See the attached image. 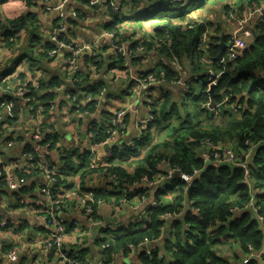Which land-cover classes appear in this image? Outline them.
<instances>
[{
	"label": "crops",
	"instance_id": "1",
	"mask_svg": "<svg viewBox=\"0 0 264 264\" xmlns=\"http://www.w3.org/2000/svg\"><path fill=\"white\" fill-rule=\"evenodd\" d=\"M94 1L95 0H68V2L64 4L62 0H50L49 6L52 11L44 12L43 0H0V21L7 20L8 22L13 23L20 19H25V22H21V24L24 25L21 30L22 34H28V37L29 34H34L41 39L40 41H37V45L40 46L38 47L37 54L30 56V48L26 50L23 42L22 44L20 43L19 48L14 47L10 43L8 36H6L7 31L0 29V91L4 96L6 95L5 92H8V94L11 95L13 88L20 81L24 80L30 82L31 85H37L39 83L42 86L44 89L43 98L46 101L52 100L56 103V110L54 113L48 116L46 111L43 116V121L47 119L46 124L55 129L60 135V140L65 144V150L67 153H70L69 157H75L74 164L76 165V168L69 172L64 171L60 176V184L64 187L60 190V199L70 196L74 198V201H77L86 193L92 192L95 195L97 191H102L104 195L110 196V198L107 200L102 198L104 202L98 210V218L107 222L109 220L120 219L127 216L128 218L126 221H120L119 224L115 225L112 224L113 227L121 226V229H119L117 233L122 235L123 228H128L130 224L137 222L142 213L144 211L146 212V208L150 205L148 204V200L150 198L151 189L147 188V193L142 197H140L141 195L133 197V200L146 198V202L136 210L130 206L123 207L121 210L116 208V203L111 199L117 200L121 194L129 195L126 192L127 190L125 191L120 187V190H117V186L115 187L113 183L107 182L108 180H106L105 177H102L96 172H90L87 169V164H89V162L86 152L89 143L103 140V138L97 139L92 130L95 123L100 120L104 121L100 124H103L107 129L108 116H111L115 110H126L125 122L128 126V132L120 140V149L135 145L136 150L130 151L127 149L124 154L121 155L116 151V147H114V154L117 153L119 156H122V158H120L119 162L115 161L117 162L115 165L113 164L114 162L111 163L110 161L106 170L109 172V169L113 166H119L128 173H134L138 167V163L146 159L152 148L164 141H171L170 135L174 127H179L184 122L188 123L194 118L192 120L195 124L201 127L202 132H204L202 134H212L215 130L225 134L232 121L239 120L242 117V113L240 108H237L235 103L231 102L230 98L229 103L224 107L225 111L223 110L224 114H222V116L215 118L210 114L205 115L203 113L202 115L197 107L198 99H193L195 107L191 113L182 112V114H177L178 116L174 117V108L172 112L171 108L168 107V117L163 120L160 116V112L157 113L156 117L155 110L160 109L164 93H170L174 99L175 105L178 107L181 101L191 98L192 86L196 82L204 79L206 83L208 80L210 81L214 78L210 75H208L207 78H204L202 74L196 73L189 61L185 63L184 66L179 64L180 69H177L174 67L173 63L178 61L174 59L171 60L170 63L178 71L181 79L173 86H163L162 84L164 83L161 84V82L155 85L154 88L150 90V98L154 100L153 106H148L147 99L143 96L138 100L125 98L124 101H119V98L116 99L114 97L115 95L125 94L128 88L133 85L137 88V81L142 80V75L154 71L157 68L158 63L160 64L164 59L159 52L158 57L156 55V51H159V48H161L163 45L162 43L164 42V39L159 40L156 35V27L159 23V18L162 17L163 14L151 18H145L143 21H141V18L135 19V12H139L140 15H145L147 12H150L148 0ZM110 3H114L122 11L119 14H116L110 6ZM209 7L210 9L208 10ZM203 10L207 11L204 18H202ZM259 11H261V14ZM60 13L66 15L67 25L69 24L68 19H71L73 22H70L71 25L69 26L68 33L69 37L79 45V47L91 42L99 43L100 56L103 61L106 62L105 65H102L101 63L99 66V76L97 74L92 79L88 78L89 80L86 79V76L83 78L85 72H88V67L93 65L89 55H85L80 59L82 68L81 73L83 74L81 77L82 83L73 82L75 74L70 71L67 66V52H61L55 57L49 56L48 53L56 49V45L49 39V35L54 27V21ZM151 14L152 13H148V15ZM114 15L120 17L123 15L122 18L124 19L117 22L114 20ZM173 16H175L173 18L178 17L176 15ZM198 19L219 26L222 35L219 48L224 41V37H228L227 39L235 37L248 43L249 45L247 46L248 49H250L254 38V31L260 23L264 21V0H211L206 2L204 7L201 9H195L186 17V21ZM110 23H116L115 29L117 30L122 44L126 45L129 49H132L135 45H137V49L139 47H144L145 53L144 51L141 53L137 52L133 56H123L121 54L113 53L110 41L104 37L105 33L109 32L107 27ZM241 23L243 24L241 25ZM213 33L217 36L214 30ZM40 50H42V52L43 50H46L47 57L39 58L37 62H33V60L38 58ZM225 52L227 53V44ZM32 54L35 53L32 52ZM121 56L126 58V62L129 61L126 68L129 66L128 69L129 71L131 70L130 72H128V70H122L120 67L111 69V66L115 65ZM153 57H155L157 63L153 60ZM208 64L209 74L213 68L210 60H208ZM214 75L219 76L220 78V74L214 73ZM4 79H7L5 81H8L9 83H5ZM119 82L121 84H119ZM103 86H109L110 88V93L106 102H103V100H95L97 97L95 92H98ZM203 86H205L204 83ZM4 87L6 88L4 89ZM116 87L118 88V91L116 93H111V91L117 89ZM81 90H90V93L93 96L92 104L87 105V102L82 100L81 95H77ZM49 94L53 97H48ZM197 94L200 95V91H198ZM68 97L72 102L68 100ZM73 98H76L78 101L81 99V109H78V106L73 102ZM113 99L116 100L113 101ZM223 100L224 99H222L221 102H223ZM5 104L7 103L2 104V109H4ZM86 105L90 112V117L86 116L85 118L83 116V108H85ZM77 110L79 112H77ZM150 116L154 117L153 123L143 128L140 132L137 129L138 123L148 119ZM155 119L156 121L161 119V122L157 123ZM33 126V122L24 120L23 123H21V127L15 129L13 132L6 133L5 127L0 125V148H4L3 150L0 149V154L3 156L4 161L7 164H11L20 159L25 165L17 175H25V177L36 180L37 183L40 181L41 183L43 178L40 175H34L32 170L26 167L25 162V154L29 149L35 147L30 135ZM147 129L150 130V141L140 142L139 140H141L144 131ZM14 135L20 137L16 139L13 137ZM137 137L140 139L135 140ZM14 138L16 140L11 142ZM230 142H232V140L228 142L219 140L217 143H214L231 149L234 145ZM107 152V149L102 150L100 153L101 157H105ZM200 152L201 150L197 148L196 154L199 159ZM81 154L87 156L85 160L86 162L80 160L79 156ZM42 155L44 156V161L51 163L56 169L61 167L63 158L60 151L52 150L49 153H44V151H42ZM203 165L205 164L203 163ZM231 167L237 168L236 166ZM156 168L157 174L154 176L155 179L153 181L147 176L145 177L153 183L159 182V184H161L167 182V172L172 168L169 161L162 160ZM200 175L201 172L199 176ZM198 177H196L195 180ZM175 178L178 177L175 176ZM171 182L165 187L170 186ZM6 189L7 188H4V190L0 189V214L6 221H8L9 228L5 232L0 231V245H8L11 250H18V258L17 260L12 261L0 257V264H57V258L55 256L49 257L43 252L42 243L47 240L49 234L44 229L43 222L40 220L36 212V208H42L43 206L48 205L49 200L40 192L37 185H30L24 190L19 191V194L17 195L18 198H14V196L12 197L7 194L5 192ZM113 194H116L117 197L111 198ZM173 199L174 197L169 195V197H166V201L164 200L163 204L168 206L172 203ZM145 205L146 208L141 211ZM191 206L192 203L185 202L184 210L180 214H171L167 219H164L166 221V226L163 230L161 239L145 243L135 248L133 256L115 253L112 254L111 260L108 261V258L98 249L99 247L94 245V253H96V255L93 256L92 254V256L95 261H91L89 264H143L142 256L145 255L147 257L148 252L153 253L152 257H154L155 252H158L159 257L164 258L166 246L176 244L177 234L180 229L184 231L188 230L187 224H185L186 215L189 211L195 213V208H192ZM71 207L73 209L64 210L62 215L67 219L68 224L78 223L79 229L67 228L68 241L65 247L70 250L76 248V246L90 247V241L93 236V230L89 228L90 223L87 218L82 215L80 204H73ZM245 210L250 211L257 219L253 209L245 208ZM139 211V215L136 216L135 213ZM240 213H242V211H239V214ZM148 224L149 223L146 222L138 228L145 229ZM259 225L260 231L264 234V226L260 223ZM105 227L106 226H104L102 230H104ZM83 231H85V236L78 240V235ZM100 233L97 236L98 240L96 238L95 243L100 241ZM227 238L228 237H225L221 241L223 245L219 243L216 246H222L228 248V250L224 251V254H220L217 252L218 247L215 246L214 252L217 253L218 257L226 260L228 264H240L244 257L243 254L245 255V253L241 249L239 243H235ZM190 246H188L187 249L194 247L193 244H190ZM263 246L264 241L261 248ZM261 248L256 250H261ZM91 253L93 252L91 251ZM98 258L99 261L97 263ZM253 263L263 264L260 260H256V262H252L251 264Z\"/></svg>",
	"mask_w": 264,
	"mask_h": 264
},
{
	"label": "trees",
	"instance_id": "2",
	"mask_svg": "<svg viewBox=\"0 0 264 264\" xmlns=\"http://www.w3.org/2000/svg\"><path fill=\"white\" fill-rule=\"evenodd\" d=\"M200 1L202 0H148L149 11L158 9V12L163 14L159 18L156 27L157 38L162 40L169 36L170 43H162L163 45L159 48V51H156V55L158 57L159 52L164 59L160 64L158 63L154 71L143 74L142 79L154 75L158 82L164 83L163 86H173L178 83L181 77L170 63L173 59L183 66L189 61L196 73L207 78L210 75V73L208 74V60H210L213 72L220 74L219 86L214 88V92H211L208 89L210 81L208 80L205 83L203 90L200 92V99L197 100L198 109L202 115L203 113L209 115L202 109L201 105L208 102H211L213 106L219 105L222 99L229 95L231 96V102L235 103L237 108H240L242 117L239 120L232 121L225 134L217 130L212 134H202L204 132H202L201 127L195 124L194 121L184 122L179 127L172 129L171 141H164L152 148L146 159L138 163L134 173H128L119 166H113L109 169L111 175L117 176L119 181L130 186L140 182L145 176L153 181L154 176L157 174L156 166L162 160L169 161L172 168L177 167L184 174L192 175L195 170H201V175L194 180L190 188H187V185L180 178H174L170 186L157 192L156 201L159 205L147 211V223L149 224L145 229L138 228L145 224V221L139 223L138 226L130 224L128 228H123V234L117 238L97 241L94 245L99 247L98 249L108 258V261L111 260L112 254L121 250L128 253L129 246L137 248L145 243L161 239L166 226L163 217L165 215L180 214L184 210L185 202L192 203L191 207L199 211L198 214L191 211L187 213L185 224L189 225L190 228L186 231L180 229L176 244L166 246L164 258H160L158 252H155L152 258L144 255L142 256L143 264H228L226 260L218 257L217 253L214 252V247L221 243L225 237L239 243L243 251L246 250L247 245L260 249L263 244L264 234L260 231L259 222L245 208L254 194L258 215L264 217V21L255 29L250 49L245 50L235 60H231L225 52L223 62H216L215 58L220 52L219 44L222 40L219 26L202 19L186 21V17L191 12L195 9H201L207 2V0H203V3ZM168 11L178 17L173 18L175 16L167 13ZM122 16L114 15V20L118 22L124 19ZM154 16L158 15L154 14L151 17ZM199 21H202V23H199ZM21 22H25V19L13 23L9 22V28L0 22V29L7 31L6 36L10 40L15 32L23 29L24 25ZM68 22L69 29L71 19H68ZM116 23H110L107 29L117 32L115 29ZM56 24L57 19L54 21V26ZM213 30L217 36L214 35ZM30 35L32 45H37V41L41 40L39 36ZM227 38L224 37L226 44L230 40ZM136 47L137 45L131 49L135 53L138 52ZM41 54L33 62H37L39 58L47 57L46 50H43ZM126 61V58L121 56L116 64L111 66V69L120 67L122 70L129 71L126 68L129 61ZM101 63L105 65L106 62L102 59ZM85 76L89 80V72H85L83 78ZM163 96L160 109L155 110V112L156 117L157 113L160 112V116L164 120L168 117V107L173 112L176 105L170 93H164ZM48 97L53 96L49 94ZM11 99L13 98L9 94L4 96L0 91V108H3V103H8ZM223 110L225 111V108ZM222 114L224 112L220 116ZM107 121L109 122V119ZM103 122L101 120L96 122L92 129L97 139L105 138L106 127L100 124ZM156 122H161V119ZM149 129L144 131L141 140H139L140 142L150 141ZM203 140L216 143L219 140L224 142L232 140L230 143L234 145L233 149L239 156L247 151L246 142L262 145L257 149L250 163V179L253 188L250 189L244 183L245 177L240 168L203 165L202 160L196 154V149L199 148ZM82 157L80 158L81 161L86 162L87 156L82 154ZM74 158V156L72 158L69 155L67 156L62 167L63 172H69L76 168ZM120 158L122 156L116 153L111 163L114 162L115 165L117 163L115 161L119 162ZM19 177H25V175ZM116 188L120 190L121 187L117 186ZM0 189L4 190L3 185H0ZM126 192L131 199L146 194L147 189H142L133 194ZM122 195H119V197ZM169 195H172L174 199L167 206L163 202ZM13 196L18 198L17 195ZM95 196L105 200L110 198V196L104 195L102 191H97ZM112 197L116 198L117 195L113 194ZM231 209H237L242 213L232 218ZM98 220H101V218H98ZM190 244H193L194 247L187 249ZM105 245L110 246L109 250L103 249ZM3 250L6 252L10 248L8 245H3ZM70 251H78L83 264H89L93 260L91 250L87 246H76Z\"/></svg>",
	"mask_w": 264,
	"mask_h": 264
},
{
	"label": "built area",
	"instance_id": "3",
	"mask_svg": "<svg viewBox=\"0 0 264 264\" xmlns=\"http://www.w3.org/2000/svg\"><path fill=\"white\" fill-rule=\"evenodd\" d=\"M63 3H67L68 0H62ZM94 2H97L95 0ZM44 3V12H51L52 9L49 6L50 0H43ZM110 6L114 10L116 14H119L122 10L118 8L114 3H110ZM261 11H259L260 13ZM57 24L53 27L50 32L49 39L56 45V49L49 52L50 57H55L61 52L68 53V61L67 66L70 71H72L75 76L73 79L74 83H82L81 73V64L80 59L89 55L91 63L90 67H88V72H93V75L96 76L98 73L97 68L102 61V58L99 54L100 47L99 43L91 42L87 43L81 47L77 45L69 36H68V25H67V17L64 13H60L58 15ZM2 25H6V27H10V24L7 20L0 21ZM202 23V21H199ZM23 34L21 31H17L10 38V43L16 47H20L21 39ZM104 37L108 39L111 43V50L115 54H121L123 56H133L136 53L127 48L126 45L122 44L120 41V37L116 31L106 32ZM164 42L170 43L169 36H166V40ZM248 49V46L245 45L243 40L237 39L235 37L230 38L227 43V54L231 60H235L238 56L243 54V52ZM145 50L144 47H139L137 49L138 52H143ZM174 67L180 69V65L178 62L173 63ZM163 75V74H162ZM210 76L214 78L210 80L208 85L209 91L212 88L219 86V76L214 75V72H210ZM5 83H9L5 81ZM138 93L137 96L133 97V100L140 99L141 96L147 99V105L153 106L154 100L150 98V90L157 85L158 79L154 75L148 76L146 79L138 80ZM109 88L107 86L101 87L97 92V97L95 100L106 102V99L109 95ZM44 89L38 83L37 85H31L30 82L24 80L20 81L12 90L13 102L10 100L7 104L4 105V109L0 108V125L6 127L10 122L16 121L19 117L24 120H28L33 122L34 126L31 130V140L35 147L33 149H29L25 154V162L26 167L32 170L34 175H40L43 178V181L37 183L36 180L29 179L27 177H19L17 173L25 165L20 159L17 161L7 164L4 161L2 155H0V185H3L4 188H7L10 191H22L26 187L30 185H37L40 192L49 200V204L43 206L42 208H36V212L43 222L44 229L48 232L49 236L47 240L42 243V249L45 254L50 256H55L57 258V264H83L82 258L78 251L71 252L70 249H66L65 245L68 241V231L67 228H76L79 229L78 223L68 224L67 219L62 215L64 210L73 209L71 206L73 204H80V210L82 215L87 218L91 226L103 225L104 221L98 220V210L104 200L102 198L98 199L94 193H86L84 196L80 197L79 200H75L74 198L67 196L66 198H61V192L64 187L60 184V176L62 175V167L64 163H61V167L57 169L49 162L44 161V156L42 155V151L44 153H49L52 150H58L61 152L63 160L67 158L70 153H67L65 150V144L60 140V135L57 133L55 129L46 124L45 119L43 121L44 113L47 111V115H51L56 110V103L52 100H45L43 98ZM77 95H81L83 101L88 104L93 103V96L90 93V90L80 91ZM72 95V96H77ZM231 96H227L224 98L221 104L213 106L211 102L204 103L201 105L202 109L206 111L207 114L213 115L215 118L219 117L223 112L224 107L229 103ZM68 100L72 102V100L68 97ZM73 102L78 106V109H81V99L78 101L76 98H73ZM87 105L84 109V117L90 115L89 110L87 109ZM236 105V104H235ZM28 112V113H27ZM77 112H79L77 110ZM126 110L118 109L112 113L111 116H108V128L106 129L105 138L101 141L90 142L87 147L86 155L88 156L87 169L90 172H96L102 177H105L107 182L115 183L121 182L118 180L117 176L111 175L106 168L109 166L110 161L114 157V147H116V151L119 154H124V152L129 149L130 151H135L136 147L127 146L122 149L120 140L123 138L128 132V126L125 122ZM90 117V116H89ZM154 117L150 116L148 119L141 121L138 123L137 129L141 132V130L147 127L149 124L153 123ZM16 139L20 136L14 135ZM12 139L11 142L16 139ZM137 137L135 140H139ZM264 142V141H263ZM247 147V151L244 152L241 156L233 149L225 148L219 144H216L210 140H203L200 143L199 149L200 159L203 161L205 165L213 164L219 167H231L236 166L240 168L245 176L244 183L251 189L253 188V184L250 181L251 178V168L250 163L252 161L254 152L257 151L262 145L260 144H251L249 142L245 143ZM107 149L108 152L105 157H101L100 153L102 150ZM85 155V154H84ZM79 158H83L82 154ZM81 160V159H80ZM100 168H102L100 171ZM200 170H195L193 175L184 174L177 167L171 168L167 172V180L174 179L177 173H180V178L186 185L187 188L192 186L193 181L196 177L199 176ZM140 184H146L149 187L159 184V182H150L148 178H143L142 181L134 183V186H139ZM57 189L55 190V188ZM58 191V192H57ZM57 192V193H56ZM141 195L140 197H142ZM114 203H116V208L121 210L123 207L130 206L134 210H136L139 206L146 202V198H140L139 200L130 201L128 195H122L117 200L111 199ZM64 205H61V204ZM159 203L155 200L153 203L148 205L146 208V212L151 208H156ZM247 209H253L255 212L259 223L264 226V219L258 215V211L256 209V200L254 194L252 195V199L249 205L246 207ZM144 211L142 215L139 217L137 222H134L133 225L137 226L139 223L145 221L148 222V218ZM196 214L199 213L197 209L194 211ZM239 215V210L231 209V217L234 218ZM171 215H166L163 217L167 219ZM130 226V225H129ZM128 226V227H129ZM127 228V227H126ZM189 229V225H187ZM8 229V221L4 219V217L0 214V231L5 232ZM121 229V226H112L107 225L102 231H116L118 232ZM85 236V231L81 232L77 239H81ZM78 244V243H77ZM79 247V246H78ZM110 246H103L104 250H109ZM128 253L124 250L119 251L117 254L121 255H134L135 247L129 246ZM243 258L240 264H251L252 262H256V260L262 261L264 264V246L261 250H256L252 245H247L246 250L244 251ZM152 258L153 253L148 252L147 254ZM0 257L6 260L15 261L18 258V250L10 249L8 251L3 250V245H0Z\"/></svg>",
	"mask_w": 264,
	"mask_h": 264
},
{
	"label": "rangeland",
	"instance_id": "4",
	"mask_svg": "<svg viewBox=\"0 0 264 264\" xmlns=\"http://www.w3.org/2000/svg\"><path fill=\"white\" fill-rule=\"evenodd\" d=\"M208 1H211V0H207V2ZM201 3H203V0L202 1H200ZM210 9V7L208 8V10ZM142 10V9H141ZM159 10L158 9H153L152 11H150V12H148V13H152L151 15H148V13L144 16V15H140V13L139 12H135L134 13V18L135 19H138V18H141V21H143V19H145V17L146 18H150L152 15H154V14H157V15H159V14H161L162 12H158ZM167 11V10H166ZM206 12L207 11H205V10H203L202 11V18H204V15L206 14ZM164 13H165V11H164ZM167 13H169V11L167 12ZM169 14H171V13H169ZM260 14H261V12H260ZM171 15H173V13L171 14ZM243 23H241V25H242ZM166 40V38L164 39V41ZM22 42L24 43L23 45H25V49L26 50H28L29 48H30V52H31V56H34V55H36L37 54V51H38V47H40V46H38V45H32V37H31V35L28 37V34H25V35H23V37H22V39H21V44H22ZM245 42V41H244ZM245 45H249L248 43H245ZM15 49V48H14ZM15 50H17V49H15ZM247 50V49H246ZM32 52H34L35 54H32ZM42 53V50H40V54ZM144 53H145V51H144ZM100 54V53H99ZM132 56V55H131ZM151 58H152V55H151ZM153 60H155L156 61V63H157V60L155 59V57H153ZM181 64V63H180ZM127 68H129V66H127ZM97 70H98V73H96V74H98V76H99V74H100V67H98L97 68ZM131 71V70H130ZM130 71H128V72H130ZM213 71V70H212ZM94 77V75H93V72H89V77L88 78H90V79H92ZM203 83L205 84V80L204 79H202L201 81H198V82H196L193 86H192V93H191V95H190V97L191 98H189V99H184L183 101H181L180 103H179V105H178V107L177 106H175L174 107V112H173V116L175 117H177L178 115L177 114H182V112H188V113H191L193 110H194V107H195V103L193 102V99H195V100H197V99H199L200 98V96L201 95H198L197 93H198V91H202L203 90ZM119 84H121L120 82H119ZM108 88H109V86H107ZM117 87H118V84H117ZM116 87V88H117ZM6 87H4V89H5ZM199 89V90H198ZM109 90H110V88H109ZM118 91V88L114 91H111V93H116ZM110 93V92H109ZM137 93H138V89L137 88H135V85H133L132 87H130V88H128V90L126 91V93L125 94H121V95H115L114 97L116 98V99H118L119 101H124L125 100V98H128V99H131V98H133L134 96H137ZM5 94H8V92H5ZM116 99H113V101H115ZM11 101L13 102L14 100L13 99H11ZM188 110V111H187ZM187 113V114H188ZM186 114V115H187ZM191 121H193L192 119H191ZM21 123H23V118H21V117H19L16 121H12V122H10L9 123V125L6 127V133L7 132H13V131H15V129H17V128H19V127H21ZM2 130V129H1ZM21 130V129H20ZM4 131V130H3ZM5 133V134H6ZM1 150H3L4 148H0ZM64 163V160H63V162H62V164ZM102 168H100V171H102L101 170ZM55 188V187H54ZM98 199H100V198H98ZM133 199L134 198H132V199H130V201L132 202L133 201ZM165 201H166V199H164ZM111 203H113V202H111ZM258 211V210H257ZM261 218H263L264 219V217H262V216H260ZM119 234L116 232V231H113V230H111V231H108V232H106V231H102L101 233H100V236H99V239L100 240H105V239H110V238H115V237H117ZM97 240H98V238H97ZM222 244V243H221ZM223 245V244H222ZM216 247H218L217 248V252L218 253H220V254H224L223 252L224 251H227L228 250V248H224V247H222V246H216ZM92 261H95V259H93ZM98 261H99V258H98V260H97V263H98ZM91 262V261H90Z\"/></svg>",
	"mask_w": 264,
	"mask_h": 264
},
{
	"label": "water",
	"instance_id": "5",
	"mask_svg": "<svg viewBox=\"0 0 264 264\" xmlns=\"http://www.w3.org/2000/svg\"><path fill=\"white\" fill-rule=\"evenodd\" d=\"M220 48H221V51H220L219 55L217 56V58L215 60L218 61V62H223L224 52H225V48H226V44H225L224 41L221 43ZM211 92H214V88L211 89ZM176 176L179 177L180 173H177ZM171 181H172V179H169V180H167V182H163V183H161L159 185H155V186H152V187H149L146 184H140L139 186H130V185H126V184H124L122 182H115L113 184H115L116 186L121 187L122 189L127 190L129 193H135L137 190L150 188L151 189V194H150V198L148 200V204H151V203H153L155 201L157 192H159L161 189H163ZM5 192L7 194L11 195V196L19 194V192L10 191V190H5ZM145 208H146V205L141 209V211L144 210ZM139 213H140V211L136 212L135 215L138 216ZM127 218L128 217L126 216V217H122L120 219L109 220L107 222H104L103 225H97V226L89 225V228H91L93 230V236H92V239L90 241V247H89L90 250L93 252L92 253L93 256L96 255V253H94V250H95L94 249V243H95V240H96L97 236L101 232L102 228L104 226H107V225L119 224L120 221H126Z\"/></svg>",
	"mask_w": 264,
	"mask_h": 264
},
{
	"label": "bare ground",
	"instance_id": "6",
	"mask_svg": "<svg viewBox=\"0 0 264 264\" xmlns=\"http://www.w3.org/2000/svg\"><path fill=\"white\" fill-rule=\"evenodd\" d=\"M61 205H64L63 203Z\"/></svg>",
	"mask_w": 264,
	"mask_h": 264
},
{
	"label": "flooded vegetation",
	"instance_id": "7",
	"mask_svg": "<svg viewBox=\"0 0 264 264\" xmlns=\"http://www.w3.org/2000/svg\"><path fill=\"white\" fill-rule=\"evenodd\" d=\"M6 190H8V189H6Z\"/></svg>",
	"mask_w": 264,
	"mask_h": 264
}]
</instances>
